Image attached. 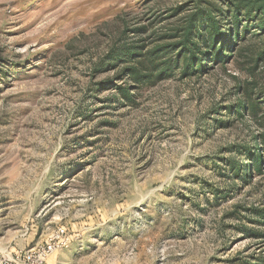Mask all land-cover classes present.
<instances>
[{
	"label": "rangeland",
	"instance_id": "rangeland-1",
	"mask_svg": "<svg viewBox=\"0 0 264 264\" xmlns=\"http://www.w3.org/2000/svg\"><path fill=\"white\" fill-rule=\"evenodd\" d=\"M212 1L0 0L2 264H264V57L258 117L229 114L248 59L117 90L113 48Z\"/></svg>",
	"mask_w": 264,
	"mask_h": 264
},
{
	"label": "trees",
	"instance_id": "trees-1",
	"mask_svg": "<svg viewBox=\"0 0 264 264\" xmlns=\"http://www.w3.org/2000/svg\"><path fill=\"white\" fill-rule=\"evenodd\" d=\"M221 1L220 4L214 0L208 2V10L204 13L199 7L189 13L181 25L159 35L150 49L144 44L113 48L111 54H116L120 62L113 67L123 63L118 72L127 79L125 86L117 87L118 93L134 104L136 96L131 87L138 90L153 86L160 79L175 75L180 65L182 77L206 74L214 69L226 74L230 63L248 59L247 74L251 80L231 76L237 101L229 114L241 119L258 117L261 102L254 97L255 71L264 57V0ZM145 30L144 27L137 29L139 32ZM254 141L255 150L246 152L248 163L241 166L244 168L241 174L249 171L246 178L250 179L253 174L264 173V131L256 135ZM234 166L236 168L238 164ZM237 173L239 175V170Z\"/></svg>",
	"mask_w": 264,
	"mask_h": 264
},
{
	"label": "built area",
	"instance_id": "built-area-1",
	"mask_svg": "<svg viewBox=\"0 0 264 264\" xmlns=\"http://www.w3.org/2000/svg\"><path fill=\"white\" fill-rule=\"evenodd\" d=\"M61 233H64V231H61ZM45 252L46 253H51L52 252V248L51 247L47 248ZM0 264H2V261H0Z\"/></svg>",
	"mask_w": 264,
	"mask_h": 264
}]
</instances>
